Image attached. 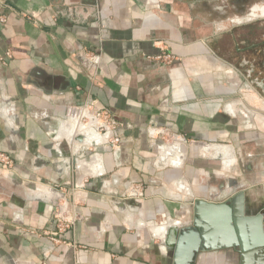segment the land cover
<instances>
[{
  "label": "crops",
  "instance_id": "0c3cea01",
  "mask_svg": "<svg viewBox=\"0 0 264 264\" xmlns=\"http://www.w3.org/2000/svg\"><path fill=\"white\" fill-rule=\"evenodd\" d=\"M218 12L199 0H0V264H174L168 235L191 219L187 191L253 188L235 163L209 165L264 127L263 49ZM78 107L108 111L118 142L70 144Z\"/></svg>",
  "mask_w": 264,
  "mask_h": 264
},
{
  "label": "water",
  "instance_id": "95a60500",
  "mask_svg": "<svg viewBox=\"0 0 264 264\" xmlns=\"http://www.w3.org/2000/svg\"><path fill=\"white\" fill-rule=\"evenodd\" d=\"M71 115V114H70ZM83 117L73 113L71 120L82 123ZM85 142V134L76 130L67 134V141L77 142L83 147L110 146L113 132L104 129ZM92 134V135H93ZM69 165V161L67 162ZM75 165V158L71 160ZM186 193L185 203L189 205L191 219L185 224L170 228L167 243L173 247L174 264H192L202 252L231 250L238 255V264H264V204L249 210L246 192L241 186H234L224 200L216 195L195 197Z\"/></svg>",
  "mask_w": 264,
  "mask_h": 264
},
{
  "label": "rangeland",
  "instance_id": "374dc122",
  "mask_svg": "<svg viewBox=\"0 0 264 264\" xmlns=\"http://www.w3.org/2000/svg\"><path fill=\"white\" fill-rule=\"evenodd\" d=\"M264 15V14H263ZM251 17V15L246 16L244 18H236V21L241 20H248ZM254 23H257L258 26L255 27L252 34L257 33H263L264 34V16H258L254 19ZM252 23V22H251ZM228 29L232 32H239V28L243 26V24L237 25V24H229ZM259 131H256L255 136L253 137H259V138H253V139H245L243 143L240 145L239 150L236 152V157L232 153L231 149H228V151L225 148H221L218 146V148L223 152V158L221 155V151L218 152L217 159H223L222 160V169L221 164L213 160L209 165H211L213 170L218 171L219 173H223V171L228 170L234 163V176L237 177L240 181H244L246 186H252L253 188L246 191V200L251 205L249 210H255L260 205L264 204V127L259 126ZM176 144V143H175ZM184 144V143H183ZM215 150L213 151V155L215 156ZM236 161V162H235ZM203 164L205 165V161H203ZM207 165V164H206ZM207 165V166H209ZM250 167V168H249ZM222 170V171H221ZM256 173L260 175L258 178ZM224 174V173H223ZM225 177V175H222ZM222 177L221 175L213 176L211 178V183L215 188H218L219 182L221 181ZM257 179H260L259 182ZM257 181V183H256ZM241 185V184H238ZM186 193H192L191 191H187ZM218 196L219 199L225 198L226 193H218L215 194ZM188 205V204H187ZM189 207V205H188ZM227 253L232 252L231 250H221L220 253ZM236 255V253H235Z\"/></svg>",
  "mask_w": 264,
  "mask_h": 264
},
{
  "label": "flooded vegetation",
  "instance_id": "af4514ba",
  "mask_svg": "<svg viewBox=\"0 0 264 264\" xmlns=\"http://www.w3.org/2000/svg\"><path fill=\"white\" fill-rule=\"evenodd\" d=\"M202 3V6L210 7L214 9L219 10V14L221 16H234L239 18H244L246 16L251 17L248 20H241V21H234V24H237V22H243V26L239 29L242 31V34L246 36L248 39L251 38L253 42L247 44L248 48H251L253 50V53L255 52V48L257 46H260V49H263L264 52V34L263 33H257L252 34L255 27L258 26L257 23H254V19L258 16H264L261 12V10L264 8V0H199ZM252 22V23H251ZM258 38L262 41L263 45H255L257 44L255 42V39ZM261 43V42H258ZM259 50V49H257ZM264 67V66H263ZM222 179L219 182V185H222V188H225V185H223L224 178L221 176ZM218 194L214 193L213 195Z\"/></svg>",
  "mask_w": 264,
  "mask_h": 264
},
{
  "label": "built area",
  "instance_id": "2783aa9c",
  "mask_svg": "<svg viewBox=\"0 0 264 264\" xmlns=\"http://www.w3.org/2000/svg\"><path fill=\"white\" fill-rule=\"evenodd\" d=\"M4 17H0V22H4ZM168 58V56H166ZM92 64H98V58H94L92 60ZM75 112L83 117L82 122H93V124L97 127L98 133L104 131V129H108L115 133V129L118 127V123L115 121L114 117L106 110L92 108L91 110H86L85 107L74 108V110H70L69 112ZM89 112V113H87ZM113 140L109 141L112 144L118 142V139L115 138V134H113ZM111 140V139H110ZM0 165L2 168L9 167L10 162L8 160V156L0 152ZM130 196H140V193L135 189H132L129 193Z\"/></svg>",
  "mask_w": 264,
  "mask_h": 264
},
{
  "label": "bare ground",
  "instance_id": "6f19581e",
  "mask_svg": "<svg viewBox=\"0 0 264 264\" xmlns=\"http://www.w3.org/2000/svg\"><path fill=\"white\" fill-rule=\"evenodd\" d=\"M261 12H262V14H264V8L261 10ZM81 125V126H83V128L81 127V126H78V128H79V130H81L80 132H84V133H82V134H85V139L86 138H91L93 135V133H92V131H93V129H95V127L93 126V125H91L90 123H84V122H82V123H79L78 122V124H76V126L77 125ZM94 135H95V133H94ZM94 138V137H93ZM93 138H91V140L93 139ZM182 140H184V139H182ZM181 140V141H182ZM177 141V140H176Z\"/></svg>",
  "mask_w": 264,
  "mask_h": 264
}]
</instances>
